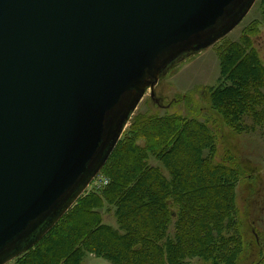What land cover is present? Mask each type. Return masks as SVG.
I'll return each instance as SVG.
<instances>
[{"label": "water", "instance_id": "95a60500", "mask_svg": "<svg viewBox=\"0 0 264 264\" xmlns=\"http://www.w3.org/2000/svg\"><path fill=\"white\" fill-rule=\"evenodd\" d=\"M255 1L0 0V264L76 203L163 71Z\"/></svg>", "mask_w": 264, "mask_h": 264}, {"label": "rangeland", "instance_id": "374dc122", "mask_svg": "<svg viewBox=\"0 0 264 264\" xmlns=\"http://www.w3.org/2000/svg\"><path fill=\"white\" fill-rule=\"evenodd\" d=\"M236 49L246 54H254L260 68L264 69V0H256L243 20L216 43L173 61L163 71L155 85V97H152L151 89H148L118 140L119 142L127 134L130 135L133 143L148 147L146 138L143 135L138 137L136 133L139 124L131 127L134 119L137 116L141 119L155 114L165 117L179 113L188 121L206 125L211 132L214 144L212 148L203 150L204 158L214 165H232L234 171H236L235 167L239 170L236 171L232 185L234 191L232 215L226 220V227L220 231L221 237L215 233L214 241L217 243L210 255L200 250L194 251L187 248L184 250L185 253L173 261L169 246L182 242L180 241L181 236L183 237L181 231L185 227L181 226V222L182 224L184 222L180 219L181 211H183L180 201L173 195L169 196L166 200L169 217L164 226L159 229L160 233L155 232V242L164 253V264H264V84L261 89H251L256 97L259 92L262 93L263 100H254L256 102L248 104L252 105V108L246 109V113L240 116V119L234 120L236 122H231V117L220 113L219 108H215L212 104V89L228 88L232 91V95L235 91L236 93L241 91L245 82L239 77L238 70L246 68L254 73L259 72L258 67L257 69L254 66L249 68L245 61L241 63L240 58L234 53ZM228 59H231V69L225 68ZM251 84L254 86V83ZM155 99H158V102ZM231 109H233L232 106ZM147 161L149 165L159 166L161 172L172 178L166 164L150 151H148ZM111 163L112 161L104 170H100L81 195L80 198L84 196L85 199L77 205L79 198L69 209L77 205L70 217L73 216L72 219L76 222L86 218L81 211L85 208L84 205L88 204L91 206L89 209L97 212L99 224L109 226L122 234L126 229L120 219L118 201H114L109 191L112 181L109 174ZM225 181L229 183L227 179ZM63 220L57 223L58 226L62 225L59 226L61 230L71 224L67 222V219ZM229 240L231 241L228 242ZM221 243L223 244L219 246ZM228 243H230L229 246ZM35 246L31 248L33 253L30 252L31 254L25 258L22 256L23 253L6 264H35L37 257ZM105 247L109 248V245ZM138 247L145 248V243H138ZM225 249L229 251L223 256ZM228 254H234L233 261L226 257ZM127 259L128 261L118 256L110 257L105 253L83 249L80 264H142L139 261H133L134 259L130 256Z\"/></svg>", "mask_w": 264, "mask_h": 264}, {"label": "trees", "instance_id": "16d2710c", "mask_svg": "<svg viewBox=\"0 0 264 264\" xmlns=\"http://www.w3.org/2000/svg\"><path fill=\"white\" fill-rule=\"evenodd\" d=\"M234 53L241 63L245 61L249 68L258 67L259 72L254 73L246 68L238 70L245 84L241 91H235L233 95L228 88L211 90L212 104L219 108L220 113L231 117V122L240 119L246 109L252 108L248 104L263 100L262 93L259 92L256 97L251 89H261L264 84V69L260 68L256 56L239 49ZM226 62L225 68L231 69V59ZM133 122L131 127L139 124L136 133L138 137L143 135L146 138L148 147L133 143L130 135L125 134L102 168L104 170L112 161L109 167L111 170H107L112 178L109 191L114 201H118L125 233L120 234L118 230L99 224L97 212L89 209L91 206L88 204L81 211L86 218L77 222L72 219L70 214L85 199L83 196L59 220L60 223L67 219L70 226L61 230V224L58 226V223L37 243L34 248L37 253L35 264H80L83 249L105 253L110 257L118 256L127 261L130 256L133 261L142 264H164V253L155 242V232L160 233L159 229L169 217L166 200L171 195L183 207L180 219L184 222H181V226L185 227L181 231L182 242L169 246L173 261L185 253L187 248L209 255L214 251L217 243L214 241L215 233L219 234L226 227V220L231 217V210L234 209L232 185L238 168L235 167L234 171L232 165H214L204 158L203 150L212 148L214 144L211 132L206 125L188 121L179 113L165 117L155 114L141 119L137 116ZM148 151L166 164L172 178L161 172L159 166L148 164ZM225 179L229 181L228 184ZM138 243H145V248L138 247ZM108 245L109 248H106ZM38 247L40 251L37 252ZM227 249L223 256L228 253ZM32 250L22 256L25 258L33 253ZM226 257L233 261L234 254Z\"/></svg>", "mask_w": 264, "mask_h": 264}]
</instances>
